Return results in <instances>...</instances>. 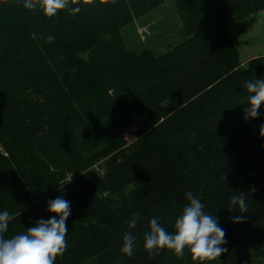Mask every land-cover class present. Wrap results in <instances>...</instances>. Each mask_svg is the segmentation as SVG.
I'll return each instance as SVG.
<instances>
[{
	"label": "trees",
	"instance_id": "obj_1",
	"mask_svg": "<svg viewBox=\"0 0 264 264\" xmlns=\"http://www.w3.org/2000/svg\"><path fill=\"white\" fill-rule=\"evenodd\" d=\"M162 1L68 0L79 14L49 18L0 0V211L14 217L5 238L49 219L47 201L63 196L71 215L55 264H200L187 249L144 248L149 221L173 232L191 191L226 230L221 264H264V104L244 119L245 85L264 76V57L240 67L229 31L264 0H174L182 43L156 57L127 49L121 30ZM131 122L140 135L128 145ZM82 123L104 135L93 152ZM240 192L247 212L233 223Z\"/></svg>",
	"mask_w": 264,
	"mask_h": 264
},
{
	"label": "clouds",
	"instance_id": "obj_2",
	"mask_svg": "<svg viewBox=\"0 0 264 264\" xmlns=\"http://www.w3.org/2000/svg\"><path fill=\"white\" fill-rule=\"evenodd\" d=\"M17 3L26 10L39 7L49 18L56 17L61 10H67L71 15L81 12L80 6H71L68 0H39V4L33 0H17ZM54 39L51 35L47 37L48 42ZM245 87L247 106L244 119H257L260 116L258 110L264 104V76L249 80ZM185 199L188 203L176 217L173 232L162 226L156 216L149 221V231L144 234L145 250L151 252L166 248L182 257L187 249L200 264H221L219 257L227 252L226 230L220 225L217 216L205 212L204 203L191 191L185 193ZM228 208L229 211L238 209L241 213L230 216V220L233 223L242 222V214L247 212L246 194L240 192L231 196ZM47 213L49 219H40L34 226L11 238H5L3 234L9 230V223L14 217L7 210L0 211V264H55L56 257L67 247V221L71 215V202L63 196L50 199L47 201ZM135 226V222L129 225L130 228ZM133 250L134 238L126 232L121 252L130 257Z\"/></svg>",
	"mask_w": 264,
	"mask_h": 264
},
{
	"label": "rangeland",
	"instance_id": "obj_3",
	"mask_svg": "<svg viewBox=\"0 0 264 264\" xmlns=\"http://www.w3.org/2000/svg\"><path fill=\"white\" fill-rule=\"evenodd\" d=\"M179 20L174 0H163L159 6L145 15L133 14L131 23L121 30L120 36L127 49L137 54L147 50L155 57L162 56L186 38ZM229 31L233 40L239 43L240 67H244L248 60L264 57V11L234 22ZM82 125L80 130L82 145L88 152H93L104 135L98 131L97 128L100 127L95 124ZM138 135L140 129L134 122L123 131V138L128 141V145L134 142ZM96 167H104V160L92 168Z\"/></svg>",
	"mask_w": 264,
	"mask_h": 264
}]
</instances>
